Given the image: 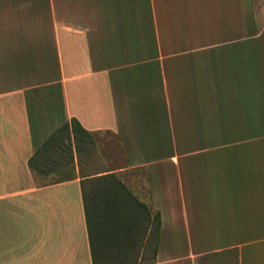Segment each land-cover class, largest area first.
Instances as JSON below:
<instances>
[{
  "label": "crops",
  "instance_id": "obj_1",
  "mask_svg": "<svg viewBox=\"0 0 264 264\" xmlns=\"http://www.w3.org/2000/svg\"><path fill=\"white\" fill-rule=\"evenodd\" d=\"M211 19L228 33L238 0H0V184H25V264L111 262H95L83 184L129 186L131 169L161 217L142 264H264L253 64L231 35H207ZM73 118L91 138L42 148Z\"/></svg>",
  "mask_w": 264,
  "mask_h": 264
},
{
  "label": "rangeland",
  "instance_id": "obj_2",
  "mask_svg": "<svg viewBox=\"0 0 264 264\" xmlns=\"http://www.w3.org/2000/svg\"><path fill=\"white\" fill-rule=\"evenodd\" d=\"M218 19L207 21L205 32L208 36L219 34L220 36L231 35L232 47L237 50L236 62L242 63L248 56V61L252 60L254 76V128H264V0H238V19L231 29L216 23ZM231 30V32L229 31ZM223 31V32H222ZM222 39H206V44L220 42ZM240 65L239 68L240 69ZM240 75V71H238ZM111 136L108 134H95L94 140L98 143V152L94 153V164L99 163L106 155L103 149H109ZM104 140V142H103ZM115 155V154H114ZM107 156V155H106ZM112 165H120L122 159L120 154L114 156ZM111 167V166H110ZM129 182V188L138 199L139 187L145 188L144 175L139 169L127 170L123 175ZM21 179V178H15ZM137 193V194H136ZM146 216V215H145ZM148 216L141 221L139 231L136 233L135 246L130 255L127 256L129 262H124L120 256L110 259L112 264H142L153 252L156 223L150 227ZM148 228V229H147ZM118 257V258H117ZM122 261L123 263H119ZM137 261V262H132ZM0 264H25V184H0Z\"/></svg>",
  "mask_w": 264,
  "mask_h": 264
},
{
  "label": "trees",
  "instance_id": "obj_3",
  "mask_svg": "<svg viewBox=\"0 0 264 264\" xmlns=\"http://www.w3.org/2000/svg\"><path fill=\"white\" fill-rule=\"evenodd\" d=\"M71 132L75 137L78 135L92 137L81 123L73 118L71 123H66L58 129L42 148L58 134L68 133L70 135ZM41 149L36 152L31 160V165ZM83 191L91 249L95 262L101 258H114L115 256H120L119 258L124 262H129L127 256L134 249V236L138 233L141 221L146 216H148L150 228L155 220V235L159 236L160 212L151 214L148 205L138 199L115 173L87 179L83 184ZM118 262L123 263L122 261ZM108 264H112V262Z\"/></svg>",
  "mask_w": 264,
  "mask_h": 264
}]
</instances>
